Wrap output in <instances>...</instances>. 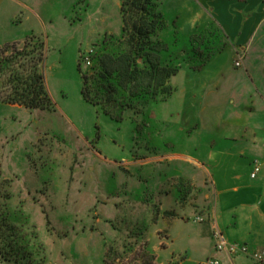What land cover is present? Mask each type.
I'll return each instance as SVG.
<instances>
[{"label": "crops", "instance_id": "0c3cea01", "mask_svg": "<svg viewBox=\"0 0 264 264\" xmlns=\"http://www.w3.org/2000/svg\"><path fill=\"white\" fill-rule=\"evenodd\" d=\"M67 1L70 11L78 2L86 4V12L99 3L95 12L108 17L111 1L118 2L120 11V0H0V47L23 43L47 23L64 19ZM186 2L191 9L186 16L195 24L191 30L203 29L207 36L203 56L192 55L182 64L171 80L172 96L125 114V126L141 131V146L132 150L125 143L130 149L125 157L110 159L92 146V132H74L84 142L85 170L79 166L74 176L63 173L53 186L62 193L75 187L79 198L90 194L97 209L101 204L118 209L122 195L125 209L132 208L130 203L143 210L154 204L155 235L167 230L165 250H171L161 264L175 257H181L178 264H201L210 256L222 264H258L250 255L215 251V233L228 244L264 255V0ZM14 124L0 123V150L9 161L18 150ZM256 165L261 171L252 179ZM7 175L19 179L27 193L40 188L31 171L28 186L16 169ZM197 217L205 222H195Z\"/></svg>", "mask_w": 264, "mask_h": 264}, {"label": "rangeland", "instance_id": "374dc122", "mask_svg": "<svg viewBox=\"0 0 264 264\" xmlns=\"http://www.w3.org/2000/svg\"><path fill=\"white\" fill-rule=\"evenodd\" d=\"M69 3H66L64 19L60 18L53 25L47 23L40 34H32L46 42L45 76L56 110H19L0 102V123L4 126L9 120L15 121L14 134L18 140L13 161L5 159L0 150V220H7L8 240L12 237L11 241L13 239L17 244L12 257L21 264H104L111 248L108 264H143L145 250L156 256L155 264H161L170 258L171 250H165V243H169L167 230L155 235L157 211L154 204L143 210L130 203L132 208L125 209V195H122L123 200L117 201L118 209H114L113 204H101L97 209L90 194L79 198L74 193L75 187L62 193L60 188L53 186L55 177H62L63 173L74 176L79 166L85 170L84 142L77 141L74 132L80 136L92 132V146L110 159L118 160L130 151L125 143L132 144V150H137L144 139L137 126L132 127L136 132L134 135L125 126V120H112L82 96V73L91 78L89 86L93 94L97 92V82L94 64L90 67L82 64L81 73L79 60L106 36L120 32L118 2H110L108 17L95 12L99 3L90 12L85 11L84 2L76 3L70 11ZM190 10L186 0H164L162 4L167 24L163 39L182 64L194 55V45H200L203 37V29L191 30L195 24L187 18ZM24 45L20 43L19 49H24ZM62 164L66 167L62 168ZM10 169H16L24 176L23 182L27 186L33 184L27 175L31 171L40 188L34 189L33 193L25 192L19 179L7 175L12 172ZM69 180L72 183V178ZM150 198L148 195L147 199ZM17 236H27L25 247L21 246ZM154 248L160 250L156 252ZM173 259L175 262L169 264L181 261V257ZM0 264L14 263L0 257Z\"/></svg>", "mask_w": 264, "mask_h": 264}, {"label": "trees", "instance_id": "16d2710c", "mask_svg": "<svg viewBox=\"0 0 264 264\" xmlns=\"http://www.w3.org/2000/svg\"><path fill=\"white\" fill-rule=\"evenodd\" d=\"M163 1L120 0V32L106 36L91 49L94 80L97 82L95 95L90 90V77L82 73L85 57L79 60L84 100L101 108L104 115L116 122H122L128 111L137 113L150 101H165L175 91L171 80L180 71L182 63L163 39L167 28L162 12ZM203 38L199 40L200 45H194L195 56H203ZM23 43L24 49L21 50L18 47L20 42L0 47V102L22 106L29 111H55L56 104L45 76L46 42L37 35H30ZM11 51V55H7ZM6 224L7 220L2 218L0 257L3 261L19 264L12 257L17 244L13 239L11 241L12 237L8 240ZM17 237L20 245L25 247L27 236ZM109 251L104 264H108ZM142 257L143 264H155L156 256L147 250L143 251Z\"/></svg>", "mask_w": 264, "mask_h": 264}, {"label": "built area", "instance_id": "2783aa9c", "mask_svg": "<svg viewBox=\"0 0 264 264\" xmlns=\"http://www.w3.org/2000/svg\"><path fill=\"white\" fill-rule=\"evenodd\" d=\"M93 51L90 50L89 53L85 56L84 58V64L86 66H92V59H91V55H92ZM241 66V63L238 62L237 63V67ZM261 171V166L260 165H256L254 167V170L251 174V178L255 179L257 177V175L260 173ZM195 222L197 223H203L205 222V219L203 217H197L195 219ZM215 237L218 238V243L216 245L215 251H227L228 254H235V253H241V254H245V255H250L258 264H264V255L261 254H251L249 252V249L246 245H239L236 243H232V244H228L222 237L220 232H216L215 233ZM201 264H222L221 261L216 258L215 256H210L207 260H205L203 263Z\"/></svg>", "mask_w": 264, "mask_h": 264}]
</instances>
